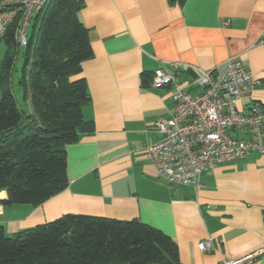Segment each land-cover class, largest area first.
<instances>
[{
	"label": "crops",
	"instance_id": "obj_1",
	"mask_svg": "<svg viewBox=\"0 0 264 264\" xmlns=\"http://www.w3.org/2000/svg\"><path fill=\"white\" fill-rule=\"evenodd\" d=\"M79 18L93 50L81 68L91 97L83 114L94 130L66 146L67 185L58 193L38 205L4 204L0 190L6 234L65 213L137 219L168 234L182 264H264V153L217 162L199 186L167 183L147 148L159 139L155 121L173 111V87L141 80L160 67L198 93L199 71L222 73L239 60L261 80L253 96L264 106V0H84ZM203 240L210 250L198 247Z\"/></svg>",
	"mask_w": 264,
	"mask_h": 264
},
{
	"label": "trees",
	"instance_id": "obj_2",
	"mask_svg": "<svg viewBox=\"0 0 264 264\" xmlns=\"http://www.w3.org/2000/svg\"><path fill=\"white\" fill-rule=\"evenodd\" d=\"M177 1L182 4L185 0ZM84 0H47L32 18L18 85L31 112L11 88L20 44L13 22L0 36V190L4 204L38 205L67 185L66 146L94 130L81 63L93 55L79 18ZM18 18V17H17ZM150 73L143 72L147 84ZM0 264H182L176 242L137 219L65 213L7 235L0 225Z\"/></svg>",
	"mask_w": 264,
	"mask_h": 264
},
{
	"label": "built area",
	"instance_id": "obj_3",
	"mask_svg": "<svg viewBox=\"0 0 264 264\" xmlns=\"http://www.w3.org/2000/svg\"><path fill=\"white\" fill-rule=\"evenodd\" d=\"M46 2L0 0V36L15 22V38L25 45L33 15ZM194 82L201 87L198 93L189 92L178 83L176 73L160 67L150 78L153 88L173 87V111L155 121L152 128L159 139L147 148L157 174L169 184L199 186L202 174L217 162L242 158L253 151L264 153V106L253 96L261 80L249 65L232 60L222 73L199 71ZM244 99L248 100L246 111L237 107ZM233 131L245 135H234ZM198 247L210 250L211 243L203 240ZM239 262L225 258L219 264Z\"/></svg>",
	"mask_w": 264,
	"mask_h": 264
},
{
	"label": "rangeland",
	"instance_id": "obj_4",
	"mask_svg": "<svg viewBox=\"0 0 264 264\" xmlns=\"http://www.w3.org/2000/svg\"><path fill=\"white\" fill-rule=\"evenodd\" d=\"M30 32H31V27L29 26L28 33L30 34ZM5 49H6V46L4 44V41L0 40V58H2V56H3L4 52H5ZM23 50H24L23 46L20 45L18 47V51H17L16 57H15L14 68H13V70L11 72V88H12V91H13L15 97L17 98V101H18V104H19L20 108L23 111H26L25 109L27 108L26 107L27 103L23 99L22 90L20 89V87L18 85V78H19L20 73H21L22 52H23Z\"/></svg>",
	"mask_w": 264,
	"mask_h": 264
}]
</instances>
